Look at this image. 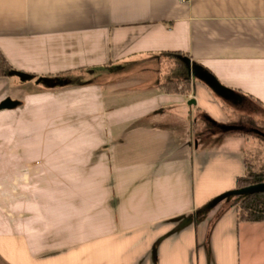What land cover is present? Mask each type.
Segmentation results:
<instances>
[{"label": "crops", "instance_id": "0c3cea01", "mask_svg": "<svg viewBox=\"0 0 264 264\" xmlns=\"http://www.w3.org/2000/svg\"><path fill=\"white\" fill-rule=\"evenodd\" d=\"M0 50L9 264H264V222L214 202L246 173L237 109L264 112V0H0Z\"/></svg>", "mask_w": 264, "mask_h": 264}, {"label": "trees", "instance_id": "16d2710c", "mask_svg": "<svg viewBox=\"0 0 264 264\" xmlns=\"http://www.w3.org/2000/svg\"><path fill=\"white\" fill-rule=\"evenodd\" d=\"M11 70L10 64H8L5 56L0 50V76H7ZM237 115L238 114H236L235 118H232V123H244L246 125L255 123L250 117L246 118L241 115V118H239ZM253 127L256 128L255 125H253ZM238 134L245 135V132H238ZM261 135L263 136L264 134ZM251 156H253L252 159L247 157L246 160L245 175L237 179V189L264 183V157H259L257 152H252ZM236 198L238 200L236 204V214L239 223L264 222V191H255L250 194L236 196Z\"/></svg>", "mask_w": 264, "mask_h": 264}, {"label": "water", "instance_id": "95a60500", "mask_svg": "<svg viewBox=\"0 0 264 264\" xmlns=\"http://www.w3.org/2000/svg\"><path fill=\"white\" fill-rule=\"evenodd\" d=\"M185 62L187 64L188 73L190 75L198 78L206 85L210 86L212 90L222 99L231 101L233 103L240 102L241 96L233 91L232 89L224 86L222 83L218 81L214 74L209 72L207 69H204L202 66L196 64L191 61V59L185 58ZM196 101L193 99L189 103L193 105ZM17 105V102L13 101L12 98L8 97L0 103V110H5L8 108H14ZM255 191H264V183L255 184L253 186H248L244 188L234 189L225 192V194L220 195L217 199L214 200L215 203H219L225 200V198L239 196L243 194H250Z\"/></svg>", "mask_w": 264, "mask_h": 264}, {"label": "rangeland", "instance_id": "374dc122", "mask_svg": "<svg viewBox=\"0 0 264 264\" xmlns=\"http://www.w3.org/2000/svg\"><path fill=\"white\" fill-rule=\"evenodd\" d=\"M67 82L69 83V80ZM55 83L60 84L61 81L50 80L46 82L44 85L50 86V85H54ZM237 110H238L237 114H240V115H237V117L241 118V115H243L246 118L248 117H250V119L252 118L255 122L254 124L246 125L247 130H245V132L248 134L247 136L252 142V147L248 148L249 150L247 152V157L249 159H252L253 157L251 156L252 152L253 153L257 152L259 157H264V154H263L264 153V135L263 136L261 135V134H264V112L253 101H250V102L247 101L244 105H241V107H239ZM253 125H255L256 128H254ZM204 127L206 126L200 121L198 129H202ZM218 197H216L215 199H217ZM226 200L235 202V204H237L238 202L235 196L225 198V200L222 202H225ZM0 264H9L8 260L4 258V256L1 254H0Z\"/></svg>", "mask_w": 264, "mask_h": 264}]
</instances>
